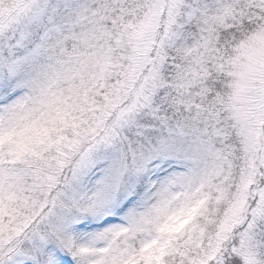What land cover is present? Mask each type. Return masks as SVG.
Wrapping results in <instances>:
<instances>
[{
  "label": "snow or ice",
  "instance_id": "obj_1",
  "mask_svg": "<svg viewBox=\"0 0 264 264\" xmlns=\"http://www.w3.org/2000/svg\"><path fill=\"white\" fill-rule=\"evenodd\" d=\"M0 264H264V0H0Z\"/></svg>",
  "mask_w": 264,
  "mask_h": 264
}]
</instances>
